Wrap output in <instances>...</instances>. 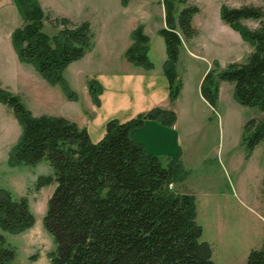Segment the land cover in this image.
I'll return each instance as SVG.
<instances>
[{
	"label": "trees",
	"instance_id": "trees-1",
	"mask_svg": "<svg viewBox=\"0 0 264 264\" xmlns=\"http://www.w3.org/2000/svg\"><path fill=\"white\" fill-rule=\"evenodd\" d=\"M12 2L21 20L10 32L18 61L31 64L46 82L59 85L67 98H74L62 71L91 49L89 23L56 17L57 31L47 34L43 27L49 18L38 0ZM162 6L164 26L157 32L164 42L162 71L168 99L173 101L182 85L175 71L178 49L196 34L191 18L198 9L186 0H162ZM218 14L250 51L241 61L221 68L214 62L203 75L200 89L216 99L219 83L229 82L236 103L259 110L261 116L248 118L242 127V139L251 149L264 141V10L221 4ZM242 19L256 20L258 25L248 28ZM129 36L124 58L133 66L150 69L148 37L142 26L136 25ZM86 87L96 103L100 85L91 79ZM0 103L11 110L20 127L7 164L35 165L45 160L50 168L35 181V187L54 184L42 218L55 241L47 255L50 264H214L210 245L200 239L194 197L172 187L184 175L178 155L162 162L128 134L146 119L172 124L173 111L153 107L124 122L110 119L101 139L93 143L84 127L61 116L32 115L19 96L1 87ZM261 183L264 188V173ZM33 221L26 198L0 187V229L18 234ZM14 258V248L0 234V264H11ZM246 264H264V238L248 252Z\"/></svg>",
	"mask_w": 264,
	"mask_h": 264
},
{
	"label": "rangeland",
	"instance_id": "rangeland-1",
	"mask_svg": "<svg viewBox=\"0 0 264 264\" xmlns=\"http://www.w3.org/2000/svg\"><path fill=\"white\" fill-rule=\"evenodd\" d=\"M38 1L49 18L43 27L47 34L57 31L58 27L53 23L56 17H65L73 23L90 21L96 40L90 62L86 66L81 65V69L87 74L119 68L117 63L123 58L120 54V31L125 30L131 19L143 14V19L146 16L147 20L154 22L159 18L158 14H163L162 0ZM186 1L195 5L198 11L193 17L194 24L191 23L196 34L183 43L192 55H203L206 59H193L182 51L177 63L183 90L181 100L175 104V132L180 133L181 147L175 148L169 156L178 155L184 175L180 181L173 183L174 189L194 197L195 221L201 227L200 239L210 245L214 264H246L248 252L257 248L264 238V188L261 183L264 173V141L248 149L242 139V127L248 118H258L261 113L255 107H244L236 103L232 96V84L229 82H220L216 99L205 95L200 89V83L209 69L205 71L208 57H215L223 67L227 62L241 61L250 48L241 38L236 41L224 36V40L227 38L225 42L233 43L231 51L211 49L210 38L214 36L205 29L201 14H216L221 4L234 8L253 5L264 10V0ZM1 4L0 33L4 35V42L7 40L10 44L9 30L19 26L21 20L12 2L2 0ZM241 24L255 28L258 22L245 19ZM205 43L209 48L206 51ZM11 49L13 50L12 47ZM151 58L153 62L156 60L155 56ZM214 62V59H210L209 67H213ZM19 63L27 72L30 70L38 76L31 64ZM16 64L9 63L8 58L0 51V74L4 72V68L10 72L12 67H17ZM25 80L34 81V78L28 72ZM21 83H24L23 79ZM37 86L38 98H24L22 94L19 96L31 114L35 113L36 107L38 110L40 108V112L46 111V106L49 107L43 96L44 85ZM19 132L20 127L11 110L0 103V187L9 189L15 197H25L34 217L32 226L25 231L9 234L0 229V234L15 250V258L11 264H50L47 255L54 250L55 241L44 228L42 218L54 184L35 187L36 177L50 171L45 160L35 165L7 164L8 151ZM151 149L154 152L164 151L159 147ZM157 157L164 162L163 155Z\"/></svg>",
	"mask_w": 264,
	"mask_h": 264
},
{
	"label": "crops",
	"instance_id": "crops-1",
	"mask_svg": "<svg viewBox=\"0 0 264 264\" xmlns=\"http://www.w3.org/2000/svg\"><path fill=\"white\" fill-rule=\"evenodd\" d=\"M7 1L12 2V0H6V2ZM1 2L2 0H0V7L2 6ZM6 4L7 3H5V5ZM142 15L143 14H138V17L131 19L126 25L125 30L120 31V54L123 55L125 49L130 44V31L134 26L140 24L142 26L143 34L148 37L147 58L152 64L150 69L133 66L123 55V58H121L122 60L117 63L119 64L118 69L111 71H107L106 69V72L96 71L95 74H87L83 71L81 65L86 66V64L90 62L91 53L95 47L96 40L94 39L95 34L91 27V23L88 21L90 30L93 34L91 49L80 59L70 62L62 71L63 80L68 90L74 93V98H67L58 85L48 84L43 78L39 75L37 76L36 74H33L30 70H28V72L34 78V81H26L25 76L28 74L27 70L22 65H19L20 63L10 47L11 44L7 43V40L4 42V35L2 36L1 33L0 51L5 54L9 63H17V67H12L10 72L9 69H3L4 72L2 71V74H0V87L18 96L22 94L25 96L24 98H38L37 84L39 87L41 84L44 85L43 96L46 98L45 100L47 103H49V107L46 106V111L44 112H40V108L38 110L36 107L35 113H32V115L46 114L61 116L67 120L75 122L78 126L86 129L88 137L93 143L101 139L104 134V125L106 121L110 119L124 122L153 107L173 111L175 119L170 125L164 124L159 120L146 119L141 125L132 127L128 133L131 139L138 141L143 145L144 150L147 153L154 154L155 156L163 155L165 162L167 158L171 157L169 155L173 154L175 148L180 149L181 147L180 133L175 132V129L177 128V109L175 104L181 100L183 81L181 80L182 85L178 97L173 101H169L167 80L162 71V64L165 59L164 42L157 32L158 29L164 26L163 14H158L159 18L154 22L147 20L148 17H146L145 14L143 19ZM201 15L204 20L203 23L205 29H208V32L214 36V38H210V45L212 46L210 48L231 51L233 43L225 42L227 38L224 40L223 37L229 36L230 39L237 41L240 39L238 32L231 29L228 24L220 19L218 10L216 14L211 13ZM193 17L194 15L191 18V23L194 24ZM243 20L245 19H242L241 21ZM11 30H9V32ZM241 41L248 45V43L242 39ZM207 49L209 48H207V44L205 43L204 50L206 51ZM200 50H202L201 46ZM182 51H184L190 58L206 59L203 55H198L199 57L192 55L189 48L182 42L178 49L177 61L175 64V71L179 78L180 75L177 73V63L181 57ZM151 56H155L156 60L154 62L151 60ZM210 59H214L219 66L222 67L215 57H208L205 71L209 68ZM22 79L24 80V83H21ZM91 79L95 80L101 87L100 93L97 94L96 103L90 98L86 87L87 80ZM220 86L219 83L217 96L219 95ZM40 90L42 91V89ZM154 147H159L164 149V151L161 152L159 150V152H154L151 149ZM172 187L174 188V184H172Z\"/></svg>",
	"mask_w": 264,
	"mask_h": 264
}]
</instances>
